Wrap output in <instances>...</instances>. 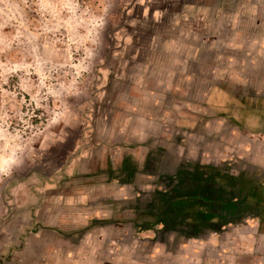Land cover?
Listing matches in <instances>:
<instances>
[{
	"label": "crops",
	"instance_id": "0c3cea01",
	"mask_svg": "<svg viewBox=\"0 0 264 264\" xmlns=\"http://www.w3.org/2000/svg\"><path fill=\"white\" fill-rule=\"evenodd\" d=\"M164 1L154 85L114 134L93 122L68 193L18 190L40 225L0 264H264V0Z\"/></svg>",
	"mask_w": 264,
	"mask_h": 264
},
{
	"label": "rangeland",
	"instance_id": "374dc122",
	"mask_svg": "<svg viewBox=\"0 0 264 264\" xmlns=\"http://www.w3.org/2000/svg\"><path fill=\"white\" fill-rule=\"evenodd\" d=\"M150 4L163 9L165 1L0 0V261L6 238L19 235L17 245L40 225L31 218L39 202L29 207L33 199L24 201L18 190L31 185L42 194L61 186L68 193L60 168L92 142L93 122H112L114 134L131 115L126 107L139 104L136 82L154 85L146 71L156 70L161 45L149 40L165 30ZM193 93L184 98L195 101ZM98 176L102 182L112 174ZM14 213L25 219L8 225Z\"/></svg>",
	"mask_w": 264,
	"mask_h": 264
},
{
	"label": "water",
	"instance_id": "95a60500",
	"mask_svg": "<svg viewBox=\"0 0 264 264\" xmlns=\"http://www.w3.org/2000/svg\"><path fill=\"white\" fill-rule=\"evenodd\" d=\"M82 146H83V145H80V146L77 148V150H76L75 152L70 153V154L67 156L65 162L63 163V165H62L61 168H60L59 174H61L62 172H64V170H65L66 166L69 164L70 160H71L72 158H74L75 156H77V155L80 153V149H81ZM53 176H54V175H53ZM8 218L10 219V217H8ZM8 218H7V220H9ZM4 219H5V217H4Z\"/></svg>",
	"mask_w": 264,
	"mask_h": 264
},
{
	"label": "trees",
	"instance_id": "16d2710c",
	"mask_svg": "<svg viewBox=\"0 0 264 264\" xmlns=\"http://www.w3.org/2000/svg\"><path fill=\"white\" fill-rule=\"evenodd\" d=\"M109 166H111V164H110ZM109 222H110V220L94 219V220L90 223V225H89L88 227L84 228L83 230H85V229H87V228H90V227H93V226H95V225H100V224L109 223Z\"/></svg>",
	"mask_w": 264,
	"mask_h": 264
},
{
	"label": "flooded vegetation",
	"instance_id": "af4514ba",
	"mask_svg": "<svg viewBox=\"0 0 264 264\" xmlns=\"http://www.w3.org/2000/svg\"><path fill=\"white\" fill-rule=\"evenodd\" d=\"M194 181H197V180H194Z\"/></svg>",
	"mask_w": 264,
	"mask_h": 264
}]
</instances>
